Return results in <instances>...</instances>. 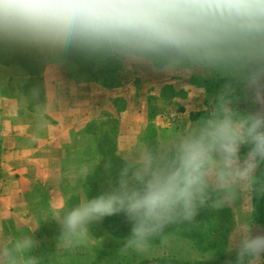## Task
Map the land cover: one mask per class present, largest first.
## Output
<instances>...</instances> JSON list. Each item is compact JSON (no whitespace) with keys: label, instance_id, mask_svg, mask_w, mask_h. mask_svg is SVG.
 <instances>
[{"label":"clouds","instance_id":"clouds-1","mask_svg":"<svg viewBox=\"0 0 264 264\" xmlns=\"http://www.w3.org/2000/svg\"><path fill=\"white\" fill-rule=\"evenodd\" d=\"M0 49L223 81L205 115L166 142L139 145L106 190L55 217L60 246L87 244L91 224L123 214L131 229L119 251L146 253L202 210L264 196V0H0ZM37 246L33 233L0 244V264H43ZM228 250L234 264H260L264 234L242 227Z\"/></svg>","mask_w":264,"mask_h":264},{"label":"crops","instance_id":"crops-1","mask_svg":"<svg viewBox=\"0 0 264 264\" xmlns=\"http://www.w3.org/2000/svg\"><path fill=\"white\" fill-rule=\"evenodd\" d=\"M9 81L10 71L0 65V178L3 190L0 197V244L33 233L38 246L32 254L42 257L43 264H61L60 261L70 259L84 264L80 262L93 258L88 252L89 247L107 254L112 264L123 263L129 254L119 251L122 244L117 239L108 240L114 246L112 250L93 245V240L96 244L102 241L93 236L97 222L90 225L87 244L71 249L60 246V227L54 219L67 209L83 183L85 178H79L75 173L95 157V140L90 135L77 132L80 118L73 113V106L68 121L55 122L30 110L24 97L7 94ZM66 91L76 99L81 97L82 89L71 86ZM203 92L195 90L189 93L178 103L179 106L169 108L167 114L161 112L152 121L160 143L205 115L211 96ZM144 100V94L135 95V135L150 121ZM128 111L121 116L123 134L134 133L132 127L129 130L124 127H128L125 122ZM172 111L180 114L175 126L167 122ZM131 254L134 259V253ZM151 257L149 251L147 258Z\"/></svg>","mask_w":264,"mask_h":264},{"label":"rangeland","instance_id":"rangeland-1","mask_svg":"<svg viewBox=\"0 0 264 264\" xmlns=\"http://www.w3.org/2000/svg\"><path fill=\"white\" fill-rule=\"evenodd\" d=\"M0 65L10 71V81L6 88L7 94L24 97L30 110L42 113L55 122L68 121L73 106V113H77L80 118H78L80 125L77 128L79 133L88 131L87 124L91 120L102 118L105 121L107 114L113 117L117 116L118 108L125 105L124 112L129 110V113L127 116L125 115L128 127H124L128 130L132 127L134 133L123 134L124 138L120 141L118 148L123 157L135 151L141 144L155 145L153 141H149V138L157 133L152 121L156 120L161 112L165 111L164 113L167 114L169 108L179 106L178 103L195 90L207 92L212 100L223 83L222 80L212 77L184 73H162L146 65L138 67L129 65L122 72L123 77L118 88L108 89L94 82L82 83L81 97L76 99L73 94L66 91L67 88L73 86L72 83L65 79L59 68H53L49 73L56 75L57 83H52L53 77L45 76L43 95L39 94V98H36L34 95H38L37 92L33 88L28 89L29 80L24 68L10 64L0 63ZM139 93L145 95L144 103L148 106L150 121L138 135H135V95ZM118 96H123L124 100L119 102L120 105L115 103ZM239 107L241 110H251L252 105L242 100ZM87 116L89 117L87 118ZM112 128L111 124L105 126L108 131H111ZM246 151V148H242V155ZM96 153L93 158L95 162L92 161L93 159L87 162L90 167L94 163L95 165L99 164L101 160L100 157L97 158ZM106 188L107 186L104 190ZM84 196L87 194L83 181L67 209L78 203ZM107 221L110 222V219ZM182 224V229L179 232L172 231L167 234L166 243L159 240L152 245L149 249L151 258H147L149 251L139 254L128 252L129 256H126L128 259L125 258L121 264H229V262L234 264L236 253L234 250H228L234 234L245 226L252 228L253 235L264 234V224L259 221V213L254 206V197L249 194H241L232 206L225 207L220 211L202 210L194 223ZM110 231L103 220L97 222L93 229V236L107 241H100L96 244L93 240V245H99L102 248L108 247L112 250L114 246L108 242L112 238L122 244L125 237L114 235ZM105 243L107 244L105 245ZM88 252L93 258L80 263L112 264L107 254L97 252L94 247H89ZM131 253H134V259L131 257ZM60 263L78 264L79 262L76 259H70L60 261ZM260 264H264V261Z\"/></svg>","mask_w":264,"mask_h":264},{"label":"trees","instance_id":"trees-1","mask_svg":"<svg viewBox=\"0 0 264 264\" xmlns=\"http://www.w3.org/2000/svg\"><path fill=\"white\" fill-rule=\"evenodd\" d=\"M0 63L24 68L29 80L28 89L33 88L37 92L36 94L38 95H34L36 98H39V94L43 95L45 76L53 77L54 81L52 83H57L56 75L49 73L53 68H59L65 79L76 88L82 89V83L94 82L101 84L105 88L115 89L120 86L123 77L122 72L126 67L119 63H98L75 56L60 59L44 58L27 52L9 49H0ZM132 66L138 67L141 65L133 64ZM123 101V96H118L115 103L119 104V102ZM118 109L117 116L113 117L107 114V120L105 121L102 118L91 120L87 124L88 131L80 132L94 138L95 152H97V158L100 157L101 159L99 164L95 165L94 163L90 167L91 171L84 180L86 194L90 199L97 196L110 182L114 181L116 172L123 163L124 157L118 148L124 136L121 116L126 110L125 105ZM110 124L113 125V128L108 131L105 126ZM156 134L149 138V141H153L155 145L160 143ZM92 161L95 162L94 159ZM254 206L257 213H259V221L264 224V196L255 197ZM107 219H110V222ZM103 221L114 235L126 238L130 233L131 225L126 221L123 214L105 217ZM182 226V223L170 226L166 230L167 234L172 231L179 232ZM157 241L159 239L154 240L152 245L157 243Z\"/></svg>","mask_w":264,"mask_h":264},{"label":"built area","instance_id":"built-area-1","mask_svg":"<svg viewBox=\"0 0 264 264\" xmlns=\"http://www.w3.org/2000/svg\"><path fill=\"white\" fill-rule=\"evenodd\" d=\"M180 120V114L178 111H172L167 116V122L170 126H175L178 124ZM3 190H2V183L0 178V197L2 196Z\"/></svg>","mask_w":264,"mask_h":264}]
</instances>
